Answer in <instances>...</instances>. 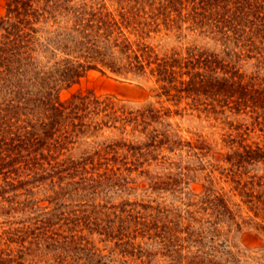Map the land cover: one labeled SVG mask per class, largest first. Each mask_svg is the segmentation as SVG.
Returning <instances> with one entry per match:
<instances>
[{
  "label": "rangeland",
  "instance_id": "rangeland-1",
  "mask_svg": "<svg viewBox=\"0 0 264 264\" xmlns=\"http://www.w3.org/2000/svg\"><path fill=\"white\" fill-rule=\"evenodd\" d=\"M255 16L264 17V2ZM218 19L206 25L189 20L175 36L159 35L153 43L161 38L168 49L195 46L215 53L226 71H236L260 95L238 110L202 97L176 103L157 97L153 82L88 71L60 98L91 91L138 107L150 103L160 110V119L149 121L146 129L156 140L164 143L167 135L169 140L147 148L145 125L135 132L133 125H117L79 138L70 150H55L51 161L63 165L50 172L52 177L40 170L46 177L42 182L35 170L10 175L13 186L0 187V256L23 250L27 264H86L84 247L93 246L116 260L113 264H264V29L257 28L248 43L250 24L240 33L243 20L240 31L224 34L218 32ZM114 145L120 147L115 156L110 153ZM129 145L148 154L139 159L126 152ZM242 145L262 151V158L232 167L224 158ZM138 213L147 229L136 224ZM86 217L96 220L99 233L89 234L94 226L85 224ZM138 243L139 253L131 247ZM124 251L129 253L122 256Z\"/></svg>",
  "mask_w": 264,
  "mask_h": 264
},
{
  "label": "trees",
  "instance_id": "trees-1",
  "mask_svg": "<svg viewBox=\"0 0 264 264\" xmlns=\"http://www.w3.org/2000/svg\"><path fill=\"white\" fill-rule=\"evenodd\" d=\"M107 1L0 0L4 9L0 14V187L13 186L15 179L10 175L18 178L24 170H35L40 182L46 179L41 178L40 170L52 177L50 172L63 165H55V158L51 161L55 150H67L79 138H88L104 128L133 125L135 132L145 125V147L167 144L168 135L163 143L148 132L149 127L146 129L149 121L160 119V110L150 103L138 107L91 91H76L68 99H61L60 92L78 84L88 71L153 82L159 91L157 97L176 103L202 97L219 105L222 100L231 110H238L254 95H260V89H254L236 71H226L217 54L195 46L185 51L168 49L160 41L175 36L189 20L206 25L218 16L219 33L240 31L244 20L243 33L250 24L245 39L252 42L255 30L264 29V17L255 16L264 0H111V7ZM159 35L162 37L155 45L153 41ZM261 101L264 103V97ZM240 148L226 154L224 161L244 168L264 157V151L249 145ZM118 149L114 145L110 153L118 155ZM130 151L139 159L148 154L131 145L126 152ZM102 152L100 149L96 155ZM139 206L148 208L146 204ZM153 218L158 228V217ZM134 219L141 229H147L145 216L138 213ZM95 221L93 217L84 220L94 226L90 235L99 233ZM131 247L138 253L142 250L139 243ZM84 248L86 264H92V259H97L93 264L116 263L93 246ZM22 251L17 256H0V264H27L23 256L28 253ZM128 253L124 251L122 256Z\"/></svg>",
  "mask_w": 264,
  "mask_h": 264
}]
</instances>
